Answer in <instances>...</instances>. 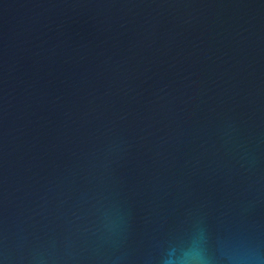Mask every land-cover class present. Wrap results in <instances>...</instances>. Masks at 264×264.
<instances>
[{
  "label": "water",
  "instance_id": "1",
  "mask_svg": "<svg viewBox=\"0 0 264 264\" xmlns=\"http://www.w3.org/2000/svg\"><path fill=\"white\" fill-rule=\"evenodd\" d=\"M0 264H264V0H0Z\"/></svg>",
  "mask_w": 264,
  "mask_h": 264
}]
</instances>
